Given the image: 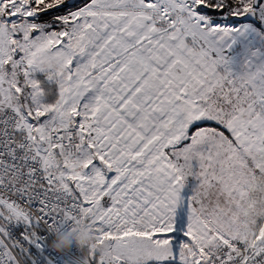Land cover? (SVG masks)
<instances>
[{"label":"snow or ice","instance_id":"6c2138e0","mask_svg":"<svg viewBox=\"0 0 264 264\" xmlns=\"http://www.w3.org/2000/svg\"><path fill=\"white\" fill-rule=\"evenodd\" d=\"M0 264H264V0H0Z\"/></svg>","mask_w":264,"mask_h":264},{"label":"clouds","instance_id":"9594fccd","mask_svg":"<svg viewBox=\"0 0 264 264\" xmlns=\"http://www.w3.org/2000/svg\"><path fill=\"white\" fill-rule=\"evenodd\" d=\"M95 241V233L89 230L88 225L82 222L67 231L55 236L53 249L57 252L66 251L72 246L88 248Z\"/></svg>","mask_w":264,"mask_h":264},{"label":"rangeland","instance_id":"374dc122","mask_svg":"<svg viewBox=\"0 0 264 264\" xmlns=\"http://www.w3.org/2000/svg\"><path fill=\"white\" fill-rule=\"evenodd\" d=\"M243 44L237 43L234 46L233 55L238 56L243 51Z\"/></svg>","mask_w":264,"mask_h":264},{"label":"built area","instance_id":"2783aa9c","mask_svg":"<svg viewBox=\"0 0 264 264\" xmlns=\"http://www.w3.org/2000/svg\"><path fill=\"white\" fill-rule=\"evenodd\" d=\"M65 252H67V250Z\"/></svg>","mask_w":264,"mask_h":264}]
</instances>
